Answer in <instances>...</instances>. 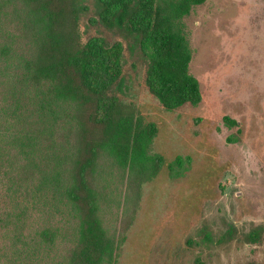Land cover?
I'll return each instance as SVG.
<instances>
[{
	"label": "rangeland",
	"instance_id": "rangeland-1",
	"mask_svg": "<svg viewBox=\"0 0 264 264\" xmlns=\"http://www.w3.org/2000/svg\"><path fill=\"white\" fill-rule=\"evenodd\" d=\"M97 3L76 0L80 40L100 36L123 44L124 73L113 93L145 122L157 124L150 152L164 158L158 175L142 186L117 264H264V0H205L192 9L184 19L192 49L189 71L200 83L202 100L175 111L164 109L146 88L148 62L138 42L92 21ZM20 13L16 0H0V264H33L16 260L18 201L10 188L16 106L31 113L41 98L19 82L28 54ZM177 157L184 167L172 171ZM101 184L103 220L118 236L126 177L109 169ZM60 209L63 214L53 211L48 221L42 219L46 209L34 217L30 211L27 219L29 231L45 222L66 229L51 253L54 264H63L75 227L70 208Z\"/></svg>",
	"mask_w": 264,
	"mask_h": 264
},
{
	"label": "trees",
	"instance_id": "trees-1",
	"mask_svg": "<svg viewBox=\"0 0 264 264\" xmlns=\"http://www.w3.org/2000/svg\"><path fill=\"white\" fill-rule=\"evenodd\" d=\"M16 1L28 44L19 82L41 97L31 113L21 103L16 106L17 153L10 177L13 200L18 201L13 213L16 260L55 263L51 253L66 229L45 222L29 231L27 219L30 211L34 217L46 209L42 219L48 221L53 211L60 216L66 206L75 227L63 264H117L142 186L163 167V156L150 152L158 126L145 122L113 93L124 73V46L100 36L82 43L76 0ZM97 1L98 18L92 21L138 42L148 62L145 86L162 107L175 111L198 105L202 92L189 71L192 49L184 19L205 0ZM175 166L184 167L181 157L169 169ZM109 169L126 177L118 236L109 232L102 216L101 182Z\"/></svg>",
	"mask_w": 264,
	"mask_h": 264
},
{
	"label": "flooded vegetation",
	"instance_id": "flooded-vegetation-1",
	"mask_svg": "<svg viewBox=\"0 0 264 264\" xmlns=\"http://www.w3.org/2000/svg\"><path fill=\"white\" fill-rule=\"evenodd\" d=\"M236 122V125H238L239 124V122H237V121H235Z\"/></svg>",
	"mask_w": 264,
	"mask_h": 264
}]
</instances>
